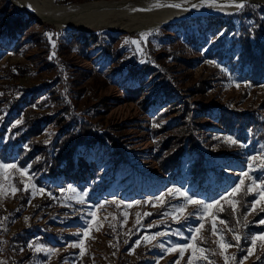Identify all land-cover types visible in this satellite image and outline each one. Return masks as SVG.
<instances>
[{"label": "rangeland", "instance_id": "374dc122", "mask_svg": "<svg viewBox=\"0 0 264 264\" xmlns=\"http://www.w3.org/2000/svg\"><path fill=\"white\" fill-rule=\"evenodd\" d=\"M52 1L68 7L120 0ZM263 1L145 29L117 19L113 31L60 29L31 14L23 39L32 31L30 43L16 54L9 50L17 42L2 34L14 14L5 15L0 1V112H16L10 100L36 94L37 112L53 118L65 112L64 123L55 120L44 131L45 144L73 119L89 124L96 140L73 157L93 162L88 186L73 179L63 185L58 173L55 191L48 190L27 169L0 168V264H264L261 128L231 133L220 123L236 112L264 127V39L253 41L252 60L240 30L249 24L264 32ZM16 66L26 68L23 77L10 76ZM200 81L202 93L190 102L196 143L166 175L153 158L151 116L175 99L181 103ZM179 114L163 122L169 126ZM225 208L233 225L219 217Z\"/></svg>", "mask_w": 264, "mask_h": 264}, {"label": "trees", "instance_id": "16d2710c", "mask_svg": "<svg viewBox=\"0 0 264 264\" xmlns=\"http://www.w3.org/2000/svg\"><path fill=\"white\" fill-rule=\"evenodd\" d=\"M0 1L5 15L14 14L6 21L2 34L6 39L17 42L15 47L9 50V52L16 54L17 48L24 43L25 29L31 27L32 18L11 6L9 1ZM240 30L241 33L245 32V36H241V43L247 49L246 51L249 53L251 59H256L254 52L251 51L252 44L253 41L259 42V37L264 39V32L259 34L249 24L244 25ZM31 33L32 31L28 32L29 41L25 42L24 45L30 43ZM34 35H36V32H34ZM82 35L85 36L84 34ZM252 38L253 40H251ZM15 69L18 74L10 73L12 78L23 77L26 73V68L16 66ZM204 85L205 81L195 83L183 94V101L181 103L175 99L167 107L161 108L151 116L149 133L154 140L153 158L159 169L166 175L170 174L179 165V157L185 150L187 148L190 149L196 143L193 129L198 124L192 112H190V102L193 101L192 99L196 94L202 93L201 89ZM39 99H42V97L39 98L36 94L23 97L19 100L13 98L9 102L14 105L12 109L15 108L16 112H0V160L5 163H13L20 169H27L28 174L35 177L37 185H45L48 190L53 189L55 191L58 175L63 177V185L70 183V179L74 180L72 183H80L85 186L90 185L95 178L96 172L93 162L88 163L81 158L73 161V157L81 146H88L96 142L93 128L89 124L73 119L72 123L69 122L58 131L51 142L45 144L44 131L55 120L64 123L65 112L62 110L54 118L42 112H37L35 108H41L42 106L41 103L37 102ZM4 101L8 102L7 98ZM177 110L180 111L177 120L166 126L163 122L164 118L175 113ZM233 114L234 116L229 120L224 116L220 118V123L224 129L232 133L234 128H243V131H245L248 127L251 131L255 132V129L260 127V137L264 139V127L262 124H255L253 126L250 121L247 122V119L250 118L249 115L236 112ZM72 118L74 117L72 116ZM19 119L20 122L14 125L15 121ZM210 141H213L212 144H214L212 138H210ZM226 147V145H222L220 146V150H224ZM82 166L85 168L84 171L81 169ZM75 167H78L77 171ZM196 167L197 165L195 164L192 171ZM40 173H43V175L37 178ZM41 178H47V182ZM239 197L241 202L249 201V196L246 194H240ZM8 213L12 215L15 212L11 210ZM0 214H2L1 210ZM219 217L228 225L234 224V215L228 208H225V211ZM25 241L26 239H23V237L17 236L15 238V242L18 244H25ZM261 261V263H264V254Z\"/></svg>", "mask_w": 264, "mask_h": 264}, {"label": "bare ground", "instance_id": "6f19581e", "mask_svg": "<svg viewBox=\"0 0 264 264\" xmlns=\"http://www.w3.org/2000/svg\"><path fill=\"white\" fill-rule=\"evenodd\" d=\"M10 1L45 24L60 29L100 31L99 28L112 30L117 19H126L125 26L134 23L138 24L135 29H145L197 15L221 11L231 14L238 8L237 4H245L249 0H120L68 7L57 6L52 0Z\"/></svg>", "mask_w": 264, "mask_h": 264}, {"label": "snow or ice", "instance_id": "6c2138e0", "mask_svg": "<svg viewBox=\"0 0 264 264\" xmlns=\"http://www.w3.org/2000/svg\"><path fill=\"white\" fill-rule=\"evenodd\" d=\"M173 6L179 7V5H173ZM236 7L243 8L244 4H242V3L241 4H237ZM49 39H51V35L50 34H49ZM132 43H137V41H132ZM53 47H55V44H53ZM53 55H54V53H53ZM227 140L230 143H233V144L237 143V141L233 140L231 137H228ZM252 159L254 160L256 158L253 157ZM261 159H264V157H261ZM10 167L14 168L16 166L15 165L0 164V168H5L6 169V168H10ZM249 167L251 168V165H249ZM244 175H247V173H244ZM241 183H243V181H241ZM249 190H251V189H249ZM233 191L235 192L236 190L234 189ZM189 202L192 203V204H201L202 203V201H199V200H190ZM216 203H218V201ZM207 207H209V205H205V208H207ZM262 210H264V209H262ZM181 211H182V209H181ZM259 223L264 224V220L259 221ZM85 234H87V233H85ZM233 238L236 239L237 241H239V239H240V237L238 235L234 236ZM261 238L264 239V236H262ZM221 246L226 248V247H230L231 245L222 244ZM39 250H40L39 247H37V251H39ZM225 259L227 260V257H225Z\"/></svg>", "mask_w": 264, "mask_h": 264}, {"label": "water", "instance_id": "95a60500", "mask_svg": "<svg viewBox=\"0 0 264 264\" xmlns=\"http://www.w3.org/2000/svg\"><path fill=\"white\" fill-rule=\"evenodd\" d=\"M10 1V0H8ZM255 0H249L248 2H252ZM11 2V1H10ZM264 2V1H263ZM12 3V2H11ZM247 3V2H246ZM13 4V3H12ZM14 5V4H13ZM17 9H19L20 11L26 13L29 16H32L31 14H28L27 12H25L24 10L20 9L19 7H17L16 5H14ZM223 15H227L225 12L221 11V12H216L215 14H211L210 16H223ZM205 16H209V15H205ZM33 17V16H32ZM78 31H82V30H78Z\"/></svg>", "mask_w": 264, "mask_h": 264}]
</instances>
